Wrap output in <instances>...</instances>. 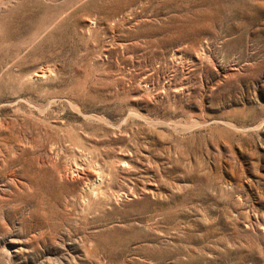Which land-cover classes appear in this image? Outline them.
<instances>
[{"label": "rangeland", "instance_id": "obj_1", "mask_svg": "<svg viewBox=\"0 0 264 264\" xmlns=\"http://www.w3.org/2000/svg\"><path fill=\"white\" fill-rule=\"evenodd\" d=\"M0 264H264V0H0Z\"/></svg>", "mask_w": 264, "mask_h": 264}, {"label": "bare ground", "instance_id": "obj_2", "mask_svg": "<svg viewBox=\"0 0 264 264\" xmlns=\"http://www.w3.org/2000/svg\"><path fill=\"white\" fill-rule=\"evenodd\" d=\"M104 180V179H103ZM100 181H102V179H100ZM97 189H100V188H97ZM102 192V190H96L95 191V195H98V194H100ZM103 193V192H102ZM101 195V194H100ZM99 196V195H98ZM95 197H97V196H95Z\"/></svg>", "mask_w": 264, "mask_h": 264}]
</instances>
